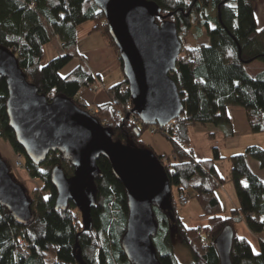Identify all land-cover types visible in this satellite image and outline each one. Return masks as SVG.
Here are the masks:
<instances>
[{
	"label": "trees",
	"instance_id": "16d2710c",
	"mask_svg": "<svg viewBox=\"0 0 264 264\" xmlns=\"http://www.w3.org/2000/svg\"><path fill=\"white\" fill-rule=\"evenodd\" d=\"M150 1L160 8L158 23L162 16L171 14L165 18L174 22L180 41L191 32L192 25L194 37L206 35L209 40L208 44L189 48L182 44L176 70L171 74L182 102L181 115L175 119L177 127L163 134L171 141L172 159L162 162L164 156L148 148L163 164L171 187L168 207L152 206L156 255L161 264H180L173 253L174 229L190 254L189 264H219L213 241L225 226H230L231 263L264 264V241L256 238L264 232V181L246 162V158H252L264 169V147L252 144L227 156L230 175L226 178L216 165L225 157L218 155L215 147L211 158L196 160L188 141V130L195 124L215 128L231 125L227 114L231 105L243 107L252 133L264 132V69L256 76L245 69V64L255 60L264 63V26L258 29L256 25V0ZM87 21L92 22L91 31H99L107 47L114 49L122 69L104 14L93 0H0V47L14 53L26 80L38 93L50 100L57 95L71 99L109 128L113 140L139 146L146 125L128 122L126 114L115 116L106 103L94 109L79 97L84 87L97 80L84 60L76 62L64 76L59 72L77 56L76 28ZM53 38L63 43L62 52L43 62V46ZM118 86L108 89L110 95L130 101L128 89L120 93ZM7 96V83L1 77L0 138L24 157L29 176L38 178L41 186L33 190L32 198L29 196L32 216L28 221L17 220L0 203V264H80L79 253L86 264H133L121 246L128 216L126 192L109 161L103 156L96 160L99 171L93 182L95 205L90 209L91 227L84 230L71 201L64 209L55 206L51 170L58 165L70 177L72 166L59 152L50 153L41 165L25 157L8 125ZM226 180L231 181L237 199V206L229 208L227 216L216 194ZM173 188L186 194L193 192L200 215L207 218L203 225L187 226L176 214ZM241 223L257 239L256 247L248 236L236 232Z\"/></svg>",
	"mask_w": 264,
	"mask_h": 264
},
{
	"label": "water",
	"instance_id": "95a60500",
	"mask_svg": "<svg viewBox=\"0 0 264 264\" xmlns=\"http://www.w3.org/2000/svg\"><path fill=\"white\" fill-rule=\"evenodd\" d=\"M105 17L122 64L133 110L144 125L163 126L181 115L182 102L171 77L176 70L182 42L174 22H157L160 8L150 0H93ZM248 60L247 62H249ZM7 83L8 125L25 157L41 165L59 152L73 168L66 177L60 166L51 170L56 188V208L71 201L80 213L83 229L91 227L90 209L95 205L96 160L105 157L122 182L128 216L121 246L133 264H161L152 236L156 224L152 206L166 208L171 187L163 164L148 148L124 144L112 138L109 128L71 99L57 95L51 100L29 83L12 51L0 47V78ZM136 132V128L134 129ZM137 136L139 132L135 133ZM0 203L19 221L32 216L25 188L10 174L0 153ZM233 230L225 226L213 243L219 264H232ZM80 264H86L79 253Z\"/></svg>",
	"mask_w": 264,
	"mask_h": 264
},
{
	"label": "rangeland",
	"instance_id": "374dc122",
	"mask_svg": "<svg viewBox=\"0 0 264 264\" xmlns=\"http://www.w3.org/2000/svg\"><path fill=\"white\" fill-rule=\"evenodd\" d=\"M257 12L260 13V15L264 18V0H257V4H254ZM216 12L212 11L211 15L215 16ZM193 32V25L191 26V32H188L185 36L181 37L182 44L184 45L185 48L189 47H194L198 46L199 44H208L209 40L206 35H203L201 37H194L192 34ZM59 48L62 50L63 47L59 44ZM114 50V49H113ZM181 55V53H180ZM76 64V61L72 59L71 61L68 62L59 72L62 76H64L68 71L72 69V67ZM245 69L248 74L252 76H256L257 73L262 71L264 69V63L260 60H255L250 63L245 64ZM98 85V88L95 90L97 91L100 87L98 82H95ZM103 90L106 92V99H109L110 93L108 92V89H105L103 86ZM85 91V90H82ZM81 91V93H82ZM94 92V91H92ZM227 114L230 119L231 125L228 126H220L219 128L223 129L227 134L233 131L236 133L237 138L235 139L234 137H229L227 138L228 142L227 148H222V143L218 144L219 140L218 137L216 136L215 138H212L211 135H207V127L205 125H200V124H195L190 129H195V130H201L204 132V135L199 138L197 143L194 145H191L195 151L198 149H201L202 152H205L210 155V158L213 156V149L214 147H220L221 150H217L218 155H231L232 153H238L235 152L236 150L234 147H232L234 142L236 143L237 140L240 142L237 143L239 145H244V143H248L249 145L252 144H257L262 147H264V132L261 133H252L249 129V126L246 121V116L244 115V109L241 106H236V105H231L227 107ZM149 126V125H148ZM189 134V133H188ZM209 139L212 141L210 144ZM139 140L141 142V145H139V148H151L156 154L158 155H166V157H162L161 161L162 162H167V158L172 159V145L171 141L163 135L162 132H154L150 133L149 129L146 128L142 132L141 136L139 137ZM155 142H158V144H155ZM245 147V146H244ZM164 149V151L162 150ZM217 149V148H216ZM0 153L1 155L7 160L10 168V174L12 177L20 183L26 191V194L29 198H32V192L34 189H38L41 186V181L38 178H31L29 176V171L25 170L24 167L22 166H17L15 162L17 160H20L23 164L24 162V157L19 156L18 153H16L9 143L5 141L4 139L0 138ZM200 155V154H199ZM217 168L220 174L224 177H229L230 175V163L229 159L222 158L218 159L217 161ZM246 162L248 167L259 177L262 178L264 181V169H260L257 165V162L252 159V158H246ZM26 165V164H25ZM69 169V168H66ZM26 171V172H25ZM70 174L72 175V171L70 170ZM229 181V180H228ZM225 188L217 189V195L219 197L220 205L223 210H229L233 199L235 200V190L233 188V185L230 181L227 185H224ZM227 189H231L230 193L227 192ZM188 194V203L185 205H179L176 204V214L183 220V222L187 226H199L203 225L206 222V217L200 215L201 210L199 207V204L195 197L193 196V192L189 190L187 192ZM172 196L176 200L177 195H176V188L172 189ZM232 196V197H231ZM29 198V200H30ZM231 202V204H229ZM233 205V204H232ZM77 210V209H76ZM78 211V210H77ZM79 212V211H78ZM172 211H170L171 213ZM229 214V213H228ZM226 215V214H225ZM227 216V215H226ZM76 217L80 218V213L79 216L77 215ZM236 227V232L238 234H245L246 236L249 237V239L253 242V245L256 247L257 246V239H260L264 241V232L260 233L256 238L252 236L251 234L247 233V229L244 227V225L241 223L237 225ZM173 227V226H172ZM172 242H173V253L177 259V261L180 264H189L191 261L190 254L188 250L182 245L180 242L179 236L174 232H172Z\"/></svg>",
	"mask_w": 264,
	"mask_h": 264
},
{
	"label": "crops",
	"instance_id": "0c3cea01",
	"mask_svg": "<svg viewBox=\"0 0 264 264\" xmlns=\"http://www.w3.org/2000/svg\"><path fill=\"white\" fill-rule=\"evenodd\" d=\"M255 4H257V0L255 1ZM254 17L258 29L262 28L264 26V18L260 15L259 12H257L255 6H254ZM91 28H92L91 21L84 22L77 26L76 28L77 56L73 59L76 62H78L79 60H84L88 65V67L90 68L92 74L94 76H97L96 81L98 82V84L102 86L97 91L94 92L82 91V93L80 92L79 94V97L88 106L95 109L99 105L105 104L107 102L106 92L103 90V86L105 87V89H109L112 86L117 85L118 83L124 80V75L120 67L119 61L117 59L116 52L112 48L107 47L106 41L99 31H91ZM61 52L62 51L58 45V39L53 38L50 42L46 43L43 46V62H46L54 58L55 56L59 55ZM205 127L208 128L207 135H211L212 138H215L216 136L218 137L219 140L218 144H220L221 142L222 148H227V144H226V142H228L227 138L229 137H234L235 139L237 138L236 133H234L233 131L227 134L225 131H223V129L215 128L214 126H211L209 124L205 125ZM188 133H189L188 141L190 143V146L194 145L195 143L198 144L197 141L199 140V138H201L202 135H204L203 131L195 130L194 128L193 129L189 128ZM209 141L211 144L212 141L210 139ZM239 142L240 141L237 140L236 143L234 142V144H232L233 145L232 147H234V149L236 150L235 152L238 153L243 151L244 148L249 145L248 143H244V145L241 146L237 144ZM155 144H158V142H155ZM216 148L218 151L221 150L220 147H216ZM191 149L193 151V155L196 160H204L210 158V155L205 152H202L201 149H198L196 151L194 147ZM162 150L164 151V149ZM162 156L166 157V155L164 154H162ZM227 156L229 155H221V157H227ZM243 182L245 183V181ZM228 183H230V181L226 180V182L220 185L218 188L219 189L225 188L224 185L225 184L227 185ZM230 191L231 189H227V192L230 193ZM229 204H231V202ZM232 204L230 208L237 206L236 195H235V200L233 199L232 201ZM224 212L226 215H228V210H224Z\"/></svg>",
	"mask_w": 264,
	"mask_h": 264
},
{
	"label": "built area",
	"instance_id": "2783aa9c",
	"mask_svg": "<svg viewBox=\"0 0 264 264\" xmlns=\"http://www.w3.org/2000/svg\"><path fill=\"white\" fill-rule=\"evenodd\" d=\"M59 44L61 46H63L62 42H60ZM97 88H98V85L96 83H94L90 86L84 87V90L88 91V92H92V91H95ZM126 89H127V84L124 80L119 84L118 90L120 93H122V92H125ZM107 101H108L109 106H111L113 108L115 116L121 117V116L126 114V118H127L128 122H132V123H136V124L141 123V120L137 116L136 112L133 110V104L131 103V101H121L120 98H118L117 96L112 95V94L109 96V99ZM176 127H177V123L175 121H171V122H169V123H167L161 127L151 125V126H149V131H150V133L162 132L163 134H166L168 129L176 128ZM15 164L17 166H22V167H24L25 170L29 171V168L27 167V165L20 162V160H17L15 162ZM177 202L179 205H185L188 203V197L186 196V194L183 191L178 192Z\"/></svg>",
	"mask_w": 264,
	"mask_h": 264
}]
</instances>
